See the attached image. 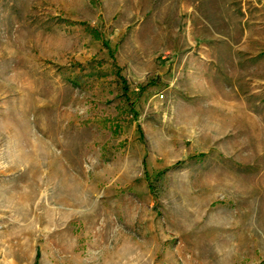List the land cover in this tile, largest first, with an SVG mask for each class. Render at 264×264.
<instances>
[{
    "label": "rangeland",
    "instance_id": "obj_1",
    "mask_svg": "<svg viewBox=\"0 0 264 264\" xmlns=\"http://www.w3.org/2000/svg\"><path fill=\"white\" fill-rule=\"evenodd\" d=\"M0 220L12 264H264V0H0Z\"/></svg>",
    "mask_w": 264,
    "mask_h": 264
},
{
    "label": "crops",
    "instance_id": "obj_2",
    "mask_svg": "<svg viewBox=\"0 0 264 264\" xmlns=\"http://www.w3.org/2000/svg\"><path fill=\"white\" fill-rule=\"evenodd\" d=\"M2 228L0 230V264H12V258L8 253L9 239L7 238L8 229L2 220H0ZM15 261V259L13 260Z\"/></svg>",
    "mask_w": 264,
    "mask_h": 264
},
{
    "label": "trees",
    "instance_id": "obj_3",
    "mask_svg": "<svg viewBox=\"0 0 264 264\" xmlns=\"http://www.w3.org/2000/svg\"><path fill=\"white\" fill-rule=\"evenodd\" d=\"M97 35V34H96ZM99 36V35H98Z\"/></svg>",
    "mask_w": 264,
    "mask_h": 264
}]
</instances>
